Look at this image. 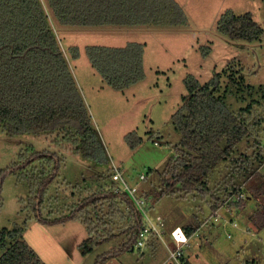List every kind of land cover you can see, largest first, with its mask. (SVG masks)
<instances>
[{
	"label": "rangeland",
	"instance_id": "1",
	"mask_svg": "<svg viewBox=\"0 0 264 264\" xmlns=\"http://www.w3.org/2000/svg\"><path fill=\"white\" fill-rule=\"evenodd\" d=\"M176 1L187 16L186 22L178 25L53 24L95 129L99 154L94 159L84 158L73 153L64 141L57 143L54 136L47 132L9 135L0 129V231L19 227L20 239L42 264H95L100 254L118 245L119 239L106 241L90 251L82 252L89 233L80 220L59 224L39 221L31 209L29 182L20 178L17 171L6 170L18 154L27 148H30V152H56L61 158V166L48 190L49 204L53 205V209L41 208L40 212L44 216L48 212L50 217L66 213L68 193L79 196L86 188L110 186L114 164L129 184H137L140 191L151 193L147 211L152 220L163 217L164 228L183 222L189 215L191 218L187 223L199 221L200 234L203 232L208 239V245L199 256L204 260L202 264H264V228L256 230L252 226L248 230V224L233 227L222 224L223 220L215 221L219 215L216 212L211 214L209 198L204 199L198 192L156 197L164 188L160 171L168 157L175 154L181 138L172 122V114L187 94L184 85L186 76L192 75L200 83H205L215 73L224 72L225 68L220 78V94L232 110H238L264 92V2ZM226 9H231L235 14L251 13L262 27L261 39L247 42L233 40L222 34L217 28V21ZM132 41L143 44L144 77L124 89H114L92 66L86 47L123 46ZM71 46L78 47L76 58L71 57ZM205 47L209 48L206 53ZM241 76L243 82L239 84L237 82ZM250 87L252 90L249 91ZM248 92L252 95L241 101L240 97L247 96ZM260 128L264 142V122ZM132 131L141 137V142L133 148L125 137ZM253 141L252 136L242 140L233 151L235 159H241V152L252 157L246 167L239 170L234 163L225 165L224 161H220L207 175L211 186H219L225 179L230 182V177L231 184L246 186V178L255 169L264 173V150L261 151V157L256 156L259 147H251ZM222 145H225L224 141ZM140 174L145 176L143 180H139ZM246 199L245 211L236 208L238 221L254 207V199ZM210 216L212 218L209 220ZM162 237L158 236V243L153 248L134 246L122 252L123 257L110 258L105 264H118L122 260L126 264H156L165 248L163 243L160 244ZM154 249L157 250L156 255L152 254ZM149 253L151 256H148ZM189 262L194 263L195 260Z\"/></svg>",
	"mask_w": 264,
	"mask_h": 264
},
{
	"label": "trees",
	"instance_id": "2",
	"mask_svg": "<svg viewBox=\"0 0 264 264\" xmlns=\"http://www.w3.org/2000/svg\"><path fill=\"white\" fill-rule=\"evenodd\" d=\"M186 20L185 10L176 0H0V129L9 135L47 132L57 143L64 141L69 145L73 153L96 158L99 152L95 129L53 24L171 26ZM217 28L230 39L247 42L260 40L263 33L251 13L235 14L231 9L221 14ZM143 48L142 43L132 41L123 46L88 45L86 52L108 85L124 89L144 77ZM205 48L206 53L209 48ZM69 51L72 58L77 57V46L69 47ZM224 72L215 73L205 83L192 75L184 78L187 94L172 114L181 138L175 154L168 157L160 171L164 188L156 197L198 192L204 199L209 198L212 213L222 205L245 211L246 198H253L254 207L247 216L241 214V220L248 224V230L252 226L260 230L264 228L262 171L255 169L246 178V186L231 184L232 177L228 178L230 182L225 179L219 186H211L207 179L220 161L225 165L234 163L239 170L246 167L252 157L245 152L240 153L241 159L233 155L242 140L254 138L251 147H259L255 153L258 157L264 150L260 133L264 122V92L254 101L232 110L220 94ZM242 82L241 76L237 83ZM249 93L240 100L250 97ZM125 137L132 148L141 142L135 131ZM60 166L61 158L56 152H30L27 148L6 170L17 171L20 178L29 182L31 209L39 221L59 224L78 219L86 226L89 236L82 252L119 239L118 245L100 254L95 264H105L110 258L133 249L144 218L127 192L113 190V182L105 188H86L79 196L68 193L66 213L54 217L49 216L50 212L47 216L41 214V208L53 209L48 190ZM142 194L149 208L151 193L142 191ZM20 234L17 226L0 231V264H42L20 239Z\"/></svg>",
	"mask_w": 264,
	"mask_h": 264
},
{
	"label": "crops",
	"instance_id": "3",
	"mask_svg": "<svg viewBox=\"0 0 264 264\" xmlns=\"http://www.w3.org/2000/svg\"><path fill=\"white\" fill-rule=\"evenodd\" d=\"M215 212L219 215L218 216L219 219L216 217L217 219L215 221L223 220L222 224H225V225L229 224V225H232L233 227H237V225L244 223L243 220L238 221L236 208H233V207L228 208L226 207V205H222ZM189 218H191L190 215L187 216L183 222L174 223L170 227H166V228H164V223H163L165 219L163 217L157 218L161 221V225H160L161 234L151 233L148 239H146V242L144 245L145 247L153 248L155 247L154 245L158 243V240H159L158 236L162 237L163 235H165L164 238L163 237L160 238L162 241L160 242V244L163 243L165 246V248H163L164 251H162L163 255L159 256V258L161 259L158 262L156 261L155 262L156 264H168L169 262H171L169 264H187V263H190L189 260H195L194 263H190V264H195V263L199 264V260H200V264L204 262V260L201 259L199 256H200L202 249L208 245V242H207L208 239H206V235L203 232L202 234H200L201 226L199 224V221L192 220V221H189V223H187L186 221ZM211 218L212 216L209 217V220ZM177 226L180 227L184 231L187 237V241L183 245V254L180 259V263L168 258L169 249L175 248V241L173 240L170 232L174 227H177ZM156 251L157 250L154 249L152 254L156 255L157 253ZM143 254H144V251L142 252V255ZM123 255L124 253H120L118 257H123ZM148 256H151V253H149ZM118 264H126V263H124V261L122 260V262L119 261Z\"/></svg>",
	"mask_w": 264,
	"mask_h": 264
},
{
	"label": "built area",
	"instance_id": "4",
	"mask_svg": "<svg viewBox=\"0 0 264 264\" xmlns=\"http://www.w3.org/2000/svg\"><path fill=\"white\" fill-rule=\"evenodd\" d=\"M145 176L143 174L139 175V180H143ZM111 180L113 182L112 188L116 193L127 192L130 198L135 203L138 210L141 212L144 218V224L138 231L137 241L135 246L141 248L145 245L146 239L151 233L161 234V221L152 220L149 217L146 208V199L143 196L142 191H140L137 184H129L123 177L122 172L113 164V172L111 174ZM120 182V185L118 183ZM242 195V194H241ZM173 240L175 241V248L169 249L168 258L180 263V259L183 254V245L187 241V237L184 231L180 227H174L170 232Z\"/></svg>",
	"mask_w": 264,
	"mask_h": 264
},
{
	"label": "water",
	"instance_id": "5",
	"mask_svg": "<svg viewBox=\"0 0 264 264\" xmlns=\"http://www.w3.org/2000/svg\"><path fill=\"white\" fill-rule=\"evenodd\" d=\"M155 142H157V141H155Z\"/></svg>",
	"mask_w": 264,
	"mask_h": 264
}]
</instances>
